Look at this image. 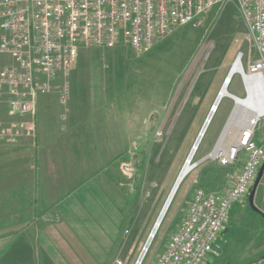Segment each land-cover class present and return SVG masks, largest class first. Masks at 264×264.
Segmentation results:
<instances>
[{"label": "rangeland", "instance_id": "obj_1", "mask_svg": "<svg viewBox=\"0 0 264 264\" xmlns=\"http://www.w3.org/2000/svg\"><path fill=\"white\" fill-rule=\"evenodd\" d=\"M238 58L246 70L256 54L233 1L212 7L144 55L127 44L83 50L71 73L68 103L56 95L41 97L36 115L18 120L28 124L23 133L14 129V140L8 134L0 138V162L7 163L0 172L30 173L32 189L57 188L58 200L59 193L65 200L79 188L101 191L121 225L104 264H137L213 112L193 169L141 263L153 264L187 216L196 189H228L242 167L243 158L226 165L209 157L239 109L240 100L236 108L231 97H247L242 75L236 74L228 82L231 97L214 112ZM251 98L242 105L247 114ZM6 118L0 106V128H9ZM255 205L261 213L249 201L233 207L208 264H249L264 257V185Z\"/></svg>", "mask_w": 264, "mask_h": 264}, {"label": "built area", "instance_id": "obj_2", "mask_svg": "<svg viewBox=\"0 0 264 264\" xmlns=\"http://www.w3.org/2000/svg\"><path fill=\"white\" fill-rule=\"evenodd\" d=\"M231 1L256 54L242 76L246 99L257 89L256 106L262 110L254 126L227 148L217 149L220 137L212 159L235 165L243 158L239 173L228 189H196L187 216L153 264H208L233 207L249 201L264 165V0H0V106L9 121V128H0V138L8 134L13 140L14 129L23 133L28 125L18 120L34 117L41 97L56 95L68 103L81 51L127 44L144 55L212 7ZM249 264H264V257Z\"/></svg>", "mask_w": 264, "mask_h": 264}, {"label": "crops", "instance_id": "obj_3", "mask_svg": "<svg viewBox=\"0 0 264 264\" xmlns=\"http://www.w3.org/2000/svg\"><path fill=\"white\" fill-rule=\"evenodd\" d=\"M31 180L0 172V264H104L121 225L102 192L79 188L58 200L57 188L32 189Z\"/></svg>", "mask_w": 264, "mask_h": 264}, {"label": "bare ground", "instance_id": "obj_4", "mask_svg": "<svg viewBox=\"0 0 264 264\" xmlns=\"http://www.w3.org/2000/svg\"><path fill=\"white\" fill-rule=\"evenodd\" d=\"M231 72H232L233 77L239 73H241L240 75L243 76L244 68L242 67L241 58H238V60L235 63ZM232 76H231V78L227 77V79H229V81H230L232 79ZM227 85H223L221 92L219 93V94H221V96L217 98L218 99L217 103H216L217 106H216V108L214 107V112L216 111L218 105L220 104V101H222L226 97H229V96L231 97V95L228 92V89H229V86L231 85V82L229 83L228 86ZM252 92H253V96L251 98V101H252L250 104L251 108L248 110L249 111L248 114L242 108V105L245 106L248 103V101H246V99L242 100V99L234 97V96L231 97L236 102V108L238 105L237 101L240 100L239 101V109H235V111L233 112V115L229 121V124L226 126V128H225V130L221 136V139L219 141L217 149L222 148L221 146L225 147L226 144L228 145L231 140L233 141L234 138L236 139L241 134L243 129H249V128H252L254 126L255 122L257 121V119L259 117V113L262 110V105H260L259 107L256 106V101L261 99V94H259V91L257 89H253ZM247 99H249V97ZM237 111H238V114L236 115ZM251 114H252V117H251V120H249L248 118H249V115H251ZM213 117H214V114H212V119H213ZM212 119H211V121H212ZM211 121H210V123H211ZM210 123H209V125H210ZM209 125H208V127H209ZM208 127H207V129H208ZM207 129H206L205 133L203 132L202 137H198V140L195 144V147H194L192 153L190 154L189 160H188L187 164L184 166L183 170L181 171V173H180V175L176 181V184H175V186H174V188H173V190H172V192H171V194H170V196L166 202V205L163 208V211L161 213L159 221L156 224V226L154 227L152 234L150 236V239L148 240V243H147V245H146V247H145V249H144V251L140 257L141 259H140V261H138L137 264H141L143 259L145 258L150 245L152 244L154 238L156 237V235H157V233L161 227V224L167 215V212H168V210L172 204V201L176 195V192L178 191V189L180 187V184L185 179V177L190 173V171L193 169L192 160L196 156V153L199 149V146L202 143L203 138L205 137ZM215 156H216V151H214L212 155H209V157H211V158H215Z\"/></svg>", "mask_w": 264, "mask_h": 264}, {"label": "water", "instance_id": "obj_5", "mask_svg": "<svg viewBox=\"0 0 264 264\" xmlns=\"http://www.w3.org/2000/svg\"><path fill=\"white\" fill-rule=\"evenodd\" d=\"M231 76H232V72L229 73L228 77L231 78ZM228 82H229V79H227V80L225 81V84H224V85H227ZM220 96H221V94H219L218 97H220ZM217 100H218V99H217ZM215 108H216V107H215ZM212 114H213V112H212V113L210 114V116L208 117V119H207V121H206V123H205V125H204V127H203V129H202V132H201V134H200L199 137H202V136H203V132L205 133V131H206V129H207V127H208V125H209L211 119H212ZM263 176H264V165L262 166V168H261V170H260V172H259L258 178H257V180H256V182H255V184H254V186H253V189H252V191H251V194H250V196H249V205L251 206V208H252L254 211L259 212V213H261V212H260L259 208L255 205V198H256L257 191H258V188H259V185H260V183H261V180H262ZM179 179H180V178H179ZM262 258H263V257H262ZM140 259H141V258H140ZM140 259H139V261H140Z\"/></svg>", "mask_w": 264, "mask_h": 264}]
</instances>
